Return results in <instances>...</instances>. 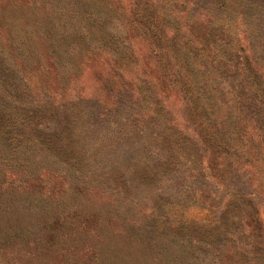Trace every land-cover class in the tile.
Segmentation results:
<instances>
[{
    "label": "trees",
    "instance_id": "16d2710c",
    "mask_svg": "<svg viewBox=\"0 0 264 264\" xmlns=\"http://www.w3.org/2000/svg\"><path fill=\"white\" fill-rule=\"evenodd\" d=\"M50 1L59 25L42 24L33 2L28 17L36 24L25 37L0 31V195L6 170L35 169V161L17 152L39 147L38 122L55 120L62 103L84 107L82 96L68 99L62 92L56 100L52 72L65 89L83 75L87 62L97 61L102 97L93 104L113 101L116 107L128 97L139 122L158 124L154 138H170L172 158L179 156L187 172L195 166L202 176L203 187L186 199L194 197L209 216L195 230L203 243L198 257L184 250H194L193 228L185 227V261L222 264L224 249L235 247L230 264H264V233L254 201L264 199V0ZM1 24L7 25L5 16ZM66 124L73 134L72 123ZM7 148L14 151L11 162L1 153ZM61 148L58 154L67 158ZM58 154L55 159L68 165ZM245 215L255 221L254 239L243 224ZM3 233L0 228V250L7 238L20 239ZM248 237L254 241L251 251L236 244Z\"/></svg>",
    "mask_w": 264,
    "mask_h": 264
},
{
    "label": "rangeland",
    "instance_id": "374dc122",
    "mask_svg": "<svg viewBox=\"0 0 264 264\" xmlns=\"http://www.w3.org/2000/svg\"><path fill=\"white\" fill-rule=\"evenodd\" d=\"M33 2L42 24L59 25L53 19L56 12L50 0H0V31L8 35L11 29L18 38L25 37L36 24L28 17ZM3 16L5 27L1 24ZM99 67L97 61L87 62L83 75L65 89L52 72L49 84L56 100L66 92L68 99L82 96L86 101L81 111L63 103L57 105L55 120L46 117L38 122L36 130L42 132L39 147L17 152L35 161V169L6 170L0 195V228L6 236L20 239L7 238L6 249L0 250V264H196L185 261L182 248L188 241V225L193 228L190 243L194 250L186 247L189 252H185L198 257L203 244L195 230L209 216L208 210L194 197L186 199L188 192L203 187L202 176L195 166L187 172L179 156L172 158L170 138H154L158 124L149 127L139 122L137 109L129 105L128 97L124 105L116 106L119 109L112 106L113 101L101 107L93 104L102 97L95 77ZM40 79V73L33 76V88ZM67 120L72 123L73 134H69ZM59 131L61 138L45 143ZM58 148L67 158L58 154ZM1 153L8 161L13 160L11 148ZM55 154L68 165L60 164ZM188 173L198 179H189ZM238 186L243 188V183ZM254 201L264 233V199L255 197ZM245 216L243 224L254 239L255 221ZM253 243L249 237L236 242L248 251ZM235 249H224L222 264H230L228 258Z\"/></svg>",
    "mask_w": 264,
    "mask_h": 264
}]
</instances>
